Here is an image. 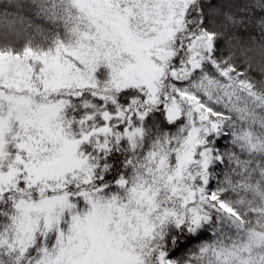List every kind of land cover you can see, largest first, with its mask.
Instances as JSON below:
<instances>
[{
  "label": "snow or ice",
  "instance_id": "1",
  "mask_svg": "<svg viewBox=\"0 0 264 264\" xmlns=\"http://www.w3.org/2000/svg\"><path fill=\"white\" fill-rule=\"evenodd\" d=\"M61 7L0 49V264H264V3Z\"/></svg>",
  "mask_w": 264,
  "mask_h": 264
},
{
  "label": "trees",
  "instance_id": "2",
  "mask_svg": "<svg viewBox=\"0 0 264 264\" xmlns=\"http://www.w3.org/2000/svg\"><path fill=\"white\" fill-rule=\"evenodd\" d=\"M67 2L68 0H49V5L58 18L64 19L68 23V29H70L74 26V21L70 17L60 15L66 11L61 5H66ZM249 2L254 3L255 0H249ZM261 3H264V0H261ZM36 13L34 0H6V3L0 4V49L9 48L7 41L12 38V33L8 26L18 24L22 18L34 21V25L29 26L27 34L16 38V42L11 45L13 49L18 50L25 46L34 49H49L57 41L63 43L71 41L72 35L65 27H57L52 24H48L46 27L36 26L42 23ZM148 130L158 131L159 126L157 125L153 129V126L149 125Z\"/></svg>",
  "mask_w": 264,
  "mask_h": 264
},
{
  "label": "rangeland",
  "instance_id": "3",
  "mask_svg": "<svg viewBox=\"0 0 264 264\" xmlns=\"http://www.w3.org/2000/svg\"><path fill=\"white\" fill-rule=\"evenodd\" d=\"M86 3L89 2H94L97 4L101 3V0H85ZM103 3H107V0H103ZM92 11L93 15H96L99 19L103 20L105 23H109L112 24L113 28L116 29V35L122 40L124 41L129 47H139V45L135 44V42L133 41H129L127 39V37L125 36L124 32L122 30L119 29L118 25H116L113 21L110 20H106L105 19V15H104V10L103 9H98V10H90ZM73 39V37H71ZM71 39V40H72ZM150 67H145L144 71H149Z\"/></svg>",
  "mask_w": 264,
  "mask_h": 264
},
{
  "label": "clouds",
  "instance_id": "4",
  "mask_svg": "<svg viewBox=\"0 0 264 264\" xmlns=\"http://www.w3.org/2000/svg\"><path fill=\"white\" fill-rule=\"evenodd\" d=\"M2 3H6V0H0V4H2ZM260 80L264 81V76H261ZM205 102L207 103L208 101H205Z\"/></svg>",
  "mask_w": 264,
  "mask_h": 264
}]
</instances>
